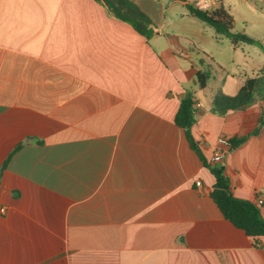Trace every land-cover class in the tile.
<instances>
[{
    "label": "crops",
    "instance_id": "1",
    "mask_svg": "<svg viewBox=\"0 0 264 264\" xmlns=\"http://www.w3.org/2000/svg\"><path fill=\"white\" fill-rule=\"evenodd\" d=\"M132 1L149 36L96 0H0V264H264V235L222 215L213 174L174 120L190 93L191 134L209 158L220 135L251 131L261 114L257 98L213 113L215 90L235 94L264 63L248 75L250 49L181 0ZM195 2L264 36V0ZM203 71L222 80L209 98ZM223 163L235 196L264 198V126Z\"/></svg>",
    "mask_w": 264,
    "mask_h": 264
},
{
    "label": "trees",
    "instance_id": "2",
    "mask_svg": "<svg viewBox=\"0 0 264 264\" xmlns=\"http://www.w3.org/2000/svg\"><path fill=\"white\" fill-rule=\"evenodd\" d=\"M96 1L104 4L115 17L129 22L141 34L145 36L151 34L148 16L132 0ZM181 1L184 2L190 13L213 26L217 33L226 36L232 44L247 43L261 46L257 38L234 29L233 16L222 5L214 8H202L196 4L195 0ZM262 71L260 69L256 76L246 77L235 94L228 95L220 89H216L212 96L210 110L219 115L230 110L242 109L256 98L260 101L261 114L257 124L245 134L230 136V150L240 146L248 137L257 135L264 126V75H261ZM208 77V71L196 73L199 88L205 87ZM195 111L192 95L185 93L180 99L174 120L184 130L191 148L194 149L202 163L209 168L214 176L215 180L210 192L211 198L222 215L235 227L244 231L246 235H264V219L259 206L255 201L240 198L233 194L230 177L225 171L224 159L220 162L210 163L209 158L203 155L197 141L193 138L190 129L196 119Z\"/></svg>",
    "mask_w": 264,
    "mask_h": 264
},
{
    "label": "rangeland",
    "instance_id": "3",
    "mask_svg": "<svg viewBox=\"0 0 264 264\" xmlns=\"http://www.w3.org/2000/svg\"><path fill=\"white\" fill-rule=\"evenodd\" d=\"M235 19L236 22L234 24V29L235 30H241V27H244L239 16L235 15ZM247 31H249L250 33H255V31H257L255 25L249 26V28H247ZM255 38V37H254ZM258 39V38H257ZM261 43L260 45H255V44H247V43H241V46H244V48H249L250 49V53L248 56L247 52H245V59H244V63L245 65L243 66V69H245L246 73L248 75H251L252 73H255L257 70V68L252 69V67H254V63L260 62V63H264V36H262V39H258ZM256 50V52H258V54L254 51ZM231 54V52H230ZM254 54V55H253ZM253 55V57H252ZM224 58V56H223ZM228 56L224 59H227ZM214 65H212V68L210 69V75L214 76V71L216 72V74H220V69L216 66V64L213 62ZM223 75V74H222ZM222 80L219 78L218 80H213L212 78H207L206 80V86H205V94H206V98H209V94L210 91H214L217 87L221 86ZM206 98L203 97V99L206 100Z\"/></svg>",
    "mask_w": 264,
    "mask_h": 264
},
{
    "label": "built area",
    "instance_id": "4",
    "mask_svg": "<svg viewBox=\"0 0 264 264\" xmlns=\"http://www.w3.org/2000/svg\"><path fill=\"white\" fill-rule=\"evenodd\" d=\"M229 150H230L229 137L225 136V135H220L217 138V142H216V146H215L214 150L212 151V153L209 156L210 163H216V162L222 161L225 158V156ZM195 183H196V186H198V187L201 186V181L199 179L196 180ZM255 203L257 205L263 204L264 198L262 196H257L255 198ZM1 211H4V208H1Z\"/></svg>",
    "mask_w": 264,
    "mask_h": 264
}]
</instances>
